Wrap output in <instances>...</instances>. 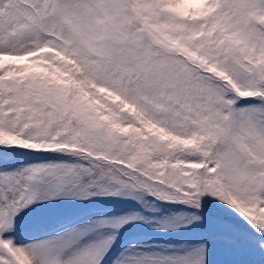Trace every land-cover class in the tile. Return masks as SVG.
Wrapping results in <instances>:
<instances>
[{"label": "snow or ice", "instance_id": "snow-or-ice-1", "mask_svg": "<svg viewBox=\"0 0 264 264\" xmlns=\"http://www.w3.org/2000/svg\"><path fill=\"white\" fill-rule=\"evenodd\" d=\"M0 264H264V0H0Z\"/></svg>", "mask_w": 264, "mask_h": 264}]
</instances>
